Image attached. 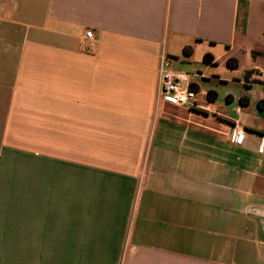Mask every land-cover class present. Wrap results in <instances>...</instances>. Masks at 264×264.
<instances>
[{
    "label": "crops",
    "instance_id": "obj_1",
    "mask_svg": "<svg viewBox=\"0 0 264 264\" xmlns=\"http://www.w3.org/2000/svg\"><path fill=\"white\" fill-rule=\"evenodd\" d=\"M10 4L0 264H264V0Z\"/></svg>",
    "mask_w": 264,
    "mask_h": 264
},
{
    "label": "built area",
    "instance_id": "obj_2",
    "mask_svg": "<svg viewBox=\"0 0 264 264\" xmlns=\"http://www.w3.org/2000/svg\"><path fill=\"white\" fill-rule=\"evenodd\" d=\"M87 38L94 37L93 31H87ZM197 75L189 73H178L170 68L166 58L162 61L161 66V87L159 91V100L163 103L191 109L198 106L197 100ZM241 134L233 137V142L242 143Z\"/></svg>",
    "mask_w": 264,
    "mask_h": 264
},
{
    "label": "rangeland",
    "instance_id": "obj_3",
    "mask_svg": "<svg viewBox=\"0 0 264 264\" xmlns=\"http://www.w3.org/2000/svg\"><path fill=\"white\" fill-rule=\"evenodd\" d=\"M10 5V0H0V17L3 16L5 7H10Z\"/></svg>",
    "mask_w": 264,
    "mask_h": 264
},
{
    "label": "trees",
    "instance_id": "obj_4",
    "mask_svg": "<svg viewBox=\"0 0 264 264\" xmlns=\"http://www.w3.org/2000/svg\"><path fill=\"white\" fill-rule=\"evenodd\" d=\"M210 58H211L210 55H206V57H205V62H207V63L210 62V61H209Z\"/></svg>",
    "mask_w": 264,
    "mask_h": 264
}]
</instances>
